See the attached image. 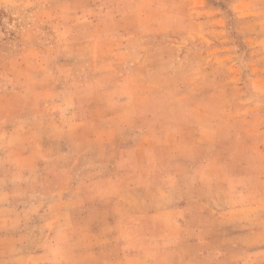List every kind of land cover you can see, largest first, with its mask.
Here are the masks:
<instances>
[{
    "label": "rangeland",
    "instance_id": "374dc122",
    "mask_svg": "<svg viewBox=\"0 0 264 264\" xmlns=\"http://www.w3.org/2000/svg\"><path fill=\"white\" fill-rule=\"evenodd\" d=\"M134 47L171 66L167 83L157 67L148 78L154 125L213 124L234 204L264 202V0H0V264H240L206 242L194 203L156 188L145 212L117 215L102 198L118 189L146 206L165 185L162 166H140L133 192L97 181L161 159L140 150L158 129L132 149L130 119L84 127L98 108L130 111ZM243 254L264 264V249Z\"/></svg>",
    "mask_w": 264,
    "mask_h": 264
},
{
    "label": "crops",
    "instance_id": "0c3cea01",
    "mask_svg": "<svg viewBox=\"0 0 264 264\" xmlns=\"http://www.w3.org/2000/svg\"><path fill=\"white\" fill-rule=\"evenodd\" d=\"M142 50L139 47L131 49L132 60L129 63V68L126 69V77L132 73L136 74L139 79L138 98L129 99L126 97L130 101V111H117L107 115L105 111L98 108L91 112L92 120L84 123V127L91 128L92 134L95 136L101 131L100 128L104 127L102 124L104 125L109 118L130 119L132 125L130 131L134 135L132 149L135 146L138 148L137 138L153 133L155 129H158L156 126L159 125H154L158 121L154 113L151 114L147 111L148 104L156 98V94L153 92L155 80L150 83L149 76L157 68L162 69L161 76L158 75V80L167 83L168 76H171L167 72V69L171 67L168 63L153 64L149 54L141 52ZM122 99L125 101V98ZM75 113L74 111L70 115L72 120L77 118ZM93 119L95 120L93 121ZM163 120H166V123H164V128L160 127L157 130L158 139L147 141L143 144L145 149H140L147 152L148 150H162L164 154L161 159H156L147 154L146 161L137 162V166L134 165L135 167L128 170L130 171L128 175L125 173L116 175L111 179L101 178L97 181L104 183L105 186L108 183H114L115 186L118 183H129L128 192H133L140 188L141 180L138 169L141 168L140 166L147 170L148 176L150 175L149 168L162 166L165 172V185L146 189V206L134 204L118 189L112 190L108 194L105 193L102 198L113 200L117 215L136 214L145 212L146 208L149 209L148 205L154 197L152 193L154 189H162L163 192L173 194L180 200L195 204L192 207L191 219L194 223L203 222L204 230L207 232V243L223 252L225 257L230 260H235L240 264H254L244 259L243 253L255 251L258 248L264 249V216L261 218L262 220H259L257 214V211H262L264 214V202L253 201L242 205L234 204L232 192L228 189L231 184L227 169L229 154L218 141V128L213 124L206 128L200 127V129L187 126L184 134L180 135V129L174 122L167 118ZM163 132L166 135H163ZM135 157L136 161L139 160V156L135 155ZM204 177H207L208 181L204 182ZM92 182L93 180L89 181L88 184L90 185ZM85 185L86 183H84ZM88 194L90 197V191ZM257 197L259 200L264 199L261 192ZM84 201H88L86 196ZM240 213L243 215L238 216ZM231 253H238V257L231 258ZM135 257L144 258L145 255Z\"/></svg>",
    "mask_w": 264,
    "mask_h": 264
}]
</instances>
